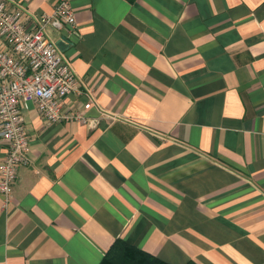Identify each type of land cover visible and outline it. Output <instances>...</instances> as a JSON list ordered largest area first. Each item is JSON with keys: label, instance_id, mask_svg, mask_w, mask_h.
<instances>
[{"label": "crops", "instance_id": "0c3cea01", "mask_svg": "<svg viewBox=\"0 0 264 264\" xmlns=\"http://www.w3.org/2000/svg\"><path fill=\"white\" fill-rule=\"evenodd\" d=\"M6 2L28 27L56 5ZM71 6L77 35L47 39L98 125H47L28 104L0 264H101L117 239L167 264H264V0Z\"/></svg>", "mask_w": 264, "mask_h": 264}, {"label": "built area", "instance_id": "2783aa9c", "mask_svg": "<svg viewBox=\"0 0 264 264\" xmlns=\"http://www.w3.org/2000/svg\"><path fill=\"white\" fill-rule=\"evenodd\" d=\"M50 27H65L69 37L77 35L71 0H56L53 12L37 16L31 27L26 24L24 11L11 9L6 0H0V141L6 145L0 163V194L6 206L11 203L19 169L30 163L24 117L29 103L35 105L47 125H98L88 116L89 110L95 108L93 101L76 108V102L71 100L83 94L81 84L70 63L48 41Z\"/></svg>", "mask_w": 264, "mask_h": 264}, {"label": "trees", "instance_id": "16d2710c", "mask_svg": "<svg viewBox=\"0 0 264 264\" xmlns=\"http://www.w3.org/2000/svg\"><path fill=\"white\" fill-rule=\"evenodd\" d=\"M101 264H167L122 239H117ZM189 264H195L190 262Z\"/></svg>", "mask_w": 264, "mask_h": 264}]
</instances>
